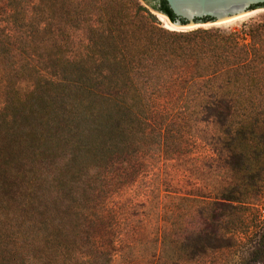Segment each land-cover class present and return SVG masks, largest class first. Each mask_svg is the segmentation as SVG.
<instances>
[{"label": "trees", "instance_id": "obj_1", "mask_svg": "<svg viewBox=\"0 0 264 264\" xmlns=\"http://www.w3.org/2000/svg\"><path fill=\"white\" fill-rule=\"evenodd\" d=\"M150 8L177 18L166 0H0V264H113L143 243L148 264L175 249L193 262L223 246L228 199L170 196L153 225L132 186L148 159L205 142L199 126L223 134L246 33L165 29Z\"/></svg>", "mask_w": 264, "mask_h": 264}, {"label": "rangeland", "instance_id": "obj_2", "mask_svg": "<svg viewBox=\"0 0 264 264\" xmlns=\"http://www.w3.org/2000/svg\"><path fill=\"white\" fill-rule=\"evenodd\" d=\"M248 14L233 22L203 23L208 25L181 29L244 28V43L248 46L243 50L250 62L239 71L233 113L222 128L223 134H218L214 125L199 126L202 130L198 136L205 142L191 139L186 150H179L167 159H156L152 165L148 159L150 165L143 168L132 186L139 193L137 201L144 202L143 208L134 207V211H144L145 217L153 219V225L170 196L175 202L177 195L230 201L225 202L226 217L219 228L223 246L207 251L193 262L186 261L176 249L166 250L172 256L167 264H264V259L255 262L252 257L259 232L264 228L260 213L264 207V6H256ZM154 16L161 27L173 29L167 27L166 17L161 20L158 14ZM189 225L192 227V221ZM126 244L133 245L130 237ZM140 246L134 250L128 248L125 260L116 256L113 264H148L158 250L153 244ZM163 260L157 261L165 263Z\"/></svg>", "mask_w": 264, "mask_h": 264}, {"label": "water", "instance_id": "obj_3", "mask_svg": "<svg viewBox=\"0 0 264 264\" xmlns=\"http://www.w3.org/2000/svg\"><path fill=\"white\" fill-rule=\"evenodd\" d=\"M177 17L171 22L167 15L151 9L153 14L164 15L169 23L179 28L196 24L221 22L264 6V0H166ZM207 19V20H203Z\"/></svg>", "mask_w": 264, "mask_h": 264}, {"label": "bare ground", "instance_id": "obj_4", "mask_svg": "<svg viewBox=\"0 0 264 264\" xmlns=\"http://www.w3.org/2000/svg\"><path fill=\"white\" fill-rule=\"evenodd\" d=\"M248 13H249V12H246V13H244V14H241V15L235 16V17H233V18H230V19H227V20H224V21H221V22L211 23V24H209V25H213V24L216 25V24H221V23L233 22V21L239 20V19H241V18H243V17L249 15ZM158 15L160 16L159 18H160L161 20H164V18H165L164 15H161V14H158ZM166 24L168 25L167 27H169V28H173V29H176V28H177V29H189V28H194V27H199V26L208 25V24H196V25L191 26V27H188V28H179V27L174 26L173 24L168 23V22H166Z\"/></svg>", "mask_w": 264, "mask_h": 264}, {"label": "built area", "instance_id": "obj_5", "mask_svg": "<svg viewBox=\"0 0 264 264\" xmlns=\"http://www.w3.org/2000/svg\"><path fill=\"white\" fill-rule=\"evenodd\" d=\"M260 213L264 224V207L260 209Z\"/></svg>", "mask_w": 264, "mask_h": 264}, {"label": "clouds", "instance_id": "obj_6", "mask_svg": "<svg viewBox=\"0 0 264 264\" xmlns=\"http://www.w3.org/2000/svg\"><path fill=\"white\" fill-rule=\"evenodd\" d=\"M247 255V253H241V256H246Z\"/></svg>", "mask_w": 264, "mask_h": 264}]
</instances>
